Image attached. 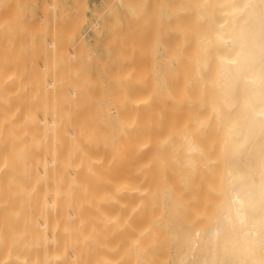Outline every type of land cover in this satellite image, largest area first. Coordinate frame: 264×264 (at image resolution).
Returning <instances> with one entry per match:
<instances>
[{"label": "bare ground", "instance_id": "obj_1", "mask_svg": "<svg viewBox=\"0 0 264 264\" xmlns=\"http://www.w3.org/2000/svg\"><path fill=\"white\" fill-rule=\"evenodd\" d=\"M22 1L0 0V264H185L201 240L215 261L220 238L264 264V0H170L162 67L97 62L61 0ZM215 116L223 202L200 225Z\"/></svg>", "mask_w": 264, "mask_h": 264}, {"label": "rangeland", "instance_id": "obj_2", "mask_svg": "<svg viewBox=\"0 0 264 264\" xmlns=\"http://www.w3.org/2000/svg\"><path fill=\"white\" fill-rule=\"evenodd\" d=\"M23 1H22V3H23ZM27 1H24V3L26 2L25 10H27V11L29 10L28 12L32 11L31 14L33 17L35 15H36V17H39V15H40L39 13L42 12V10H41L42 8H38V6L42 7L43 5H47V4H43V3L48 2V0H46V1L41 0V2H43V3L39 2L40 0H34V1L27 0ZM51 1L52 0H49L50 4L48 2V5H50L52 7ZM58 1L59 0H56V2H55V5H57V6H53V8H55V9L52 13L53 14L55 13L54 14L55 18H56V16L58 17V14H59L60 15L59 16L60 18L58 17L59 20H61V22L64 21V23L66 22V24L68 22V24H69L72 22L66 21L67 18L70 15H72L73 17L72 16L69 17V19L71 20L72 18H74L75 15H77L75 17L76 19L74 18L72 20L74 22L73 24H75V22H76L75 26L77 25L76 26V27H78L77 30H79L78 35L82 36L80 41H82L83 43L82 42L79 43L78 39L75 41H78L77 43H79L83 46L85 44V49L87 48L86 51L89 50V51H87V53L92 54L95 61L100 62V61L105 59V56H106L105 53H107V47L119 46L121 48L125 47V49L123 50V55H124V58H128V60H131L132 59L131 57L137 55L139 58V60H137V61L141 60V63H143L144 67L152 66V65L153 66L157 65L159 67H162V60H163V47L162 46L164 43L163 40H165L164 38H165V34H166L165 31L166 30L165 31L164 30L160 31V30L162 29V27H164V29H165V27L168 26V25L166 26V24H168L167 19L169 18L168 12H169L170 0H165V1L154 0V3H153V0H80V1L79 0H63V2L61 0L59 2L61 3L60 6L63 4V8H62V6L61 7L59 6ZM111 1H113V2L111 3ZM39 3H41L43 5L40 6ZM53 3H54V0H53ZM109 3H111V4H109ZM151 3H153L154 5ZM36 4H39V5H36ZM150 5H152V7L154 6L153 8L155 10H152L153 8ZM107 6H110V8H108ZM24 7H25V4H24ZM43 7H45V6H43ZM57 7L62 8L61 12L58 13V11H60V10H57ZM136 8H138V10ZM215 8H214V10L217 11V8L216 9ZM38 11H39V13H37ZM45 11H46V9H45ZM51 11H52V9L50 8L49 10H47L44 13L42 12L41 14L45 15V13H46V15H48L50 13L49 16H52ZM150 11L152 13H150ZM153 11H154V13H153ZM34 12H36V13H34ZM138 12H139V14H138ZM143 12H144V16H142L143 14H141ZM37 14H39V15L37 16ZM65 16H68V17H66V20H64ZM140 16L142 17V19H140L141 18ZM62 17H63V19H62ZM150 17H152V18L150 19ZM155 19H157V20H155ZM136 20H138V21L136 22ZM141 20L144 22H142ZM146 21L148 24L146 23ZM109 22H112L113 24L109 23ZM64 23H63V25H65ZM93 23L95 25H93ZM150 23L152 26L150 25ZM142 24L144 25L143 29H141ZM156 24H157V26L155 27ZM61 25H62V23H61ZM136 25H137V27H136ZM145 25L147 26V28L149 27L150 29H146ZM65 27H67V26L65 25ZM153 28H154V30H152ZM98 29H99V31H98ZM116 29L119 31L117 32ZM145 29H146V32H148V34L145 32V35H144ZM128 30H129V32H128ZM137 32L139 33V35ZM141 33H142V36L140 35ZM135 35H138L137 37H139V38H137ZM148 35H150V36L148 37ZM79 36L77 38H80ZM120 36L123 37V39H125V40H121ZM134 36H135V39H134ZM145 36H146V38H145ZM151 36H154V38ZM126 37H127V39H126ZM118 38H120L119 41H118ZM128 38H129L130 42H127ZM148 38H150V39H148ZM105 39L107 41L108 40H110V41L107 42ZM133 39H134V41H133ZM138 39H140L141 41H139ZM146 39H148V40H146ZM143 40H145V41H143ZM113 42H116L118 45H116V43H113ZM133 42H135L134 45H133ZM136 42H138V43H136ZM77 43H76V45H77ZM122 43H124V44H122ZM144 43L146 46L144 45ZM104 44H105V46H104ZM142 46L145 49L141 48ZM135 49H136L137 53L134 51ZM124 51H126L127 54L124 53ZM138 51H140L141 54ZM139 55L141 57H139ZM137 56L133 57L134 60H136L135 58ZM148 56H150V57H148ZM145 63H146V65H145ZM213 79H214V72H213V70H209L208 75H207V79H206L207 82L204 84L205 85L204 87H202L201 81H196L192 84H194V86H196L197 92L200 91V92H205L208 94H212V93L215 94V93L219 92V89H217L215 86L212 85ZM214 118H215V120H214L212 129H211V133H212V136L215 138V142H216V144H215V155L216 156H215V159L212 163L211 171L205 169V183L202 186V188L200 189L201 199H200L199 205L201 206V208L204 211V215L198 219V222H199L198 224H200V225L209 224L210 221L212 220L211 216L214 215L218 211V209L220 208V206L222 205V202H223L222 197L224 194L223 177H224V171H225L224 170L225 159L223 157L222 151H223V146H224L225 142L227 141L228 135H226L225 130L223 128L224 122L221 123L223 125V126H221L217 117L215 116ZM192 233L193 232H190L189 236L190 235L194 236V234H192ZM219 242H220L222 247L217 251V258L215 261H213L211 259L212 255H213L211 248L207 249L205 242L201 240L200 246H197L195 250L191 251V253L189 254V257H188L189 259L187 262H185V264H235L234 262H235V259L237 260V258H238L237 256H238V252H240V249H236L234 244H230V245L223 244L224 240L221 238L219 239ZM208 246H210L209 243H208ZM181 251H182L181 255L183 256V254L185 253V250H181ZM203 255L205 257V260H203V258H202Z\"/></svg>", "mask_w": 264, "mask_h": 264}]
</instances>
